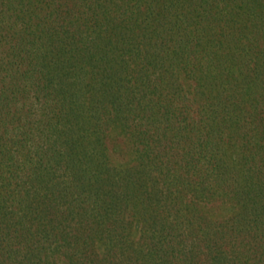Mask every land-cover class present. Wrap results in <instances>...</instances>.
Here are the masks:
<instances>
[{"label":"trees","instance_id":"1","mask_svg":"<svg viewBox=\"0 0 264 264\" xmlns=\"http://www.w3.org/2000/svg\"><path fill=\"white\" fill-rule=\"evenodd\" d=\"M0 264H264V0H0Z\"/></svg>","mask_w":264,"mask_h":264}]
</instances>
